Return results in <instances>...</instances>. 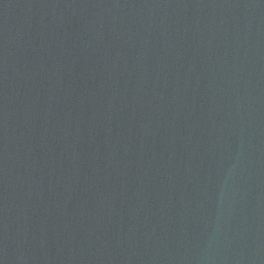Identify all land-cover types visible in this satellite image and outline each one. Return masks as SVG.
Masks as SVG:
<instances>
[{
    "label": "water",
    "instance_id": "1",
    "mask_svg": "<svg viewBox=\"0 0 264 264\" xmlns=\"http://www.w3.org/2000/svg\"><path fill=\"white\" fill-rule=\"evenodd\" d=\"M0 264H264V0H0Z\"/></svg>",
    "mask_w": 264,
    "mask_h": 264
}]
</instances>
